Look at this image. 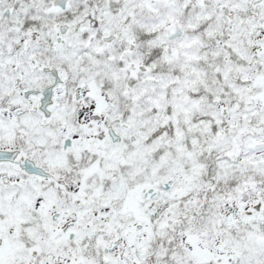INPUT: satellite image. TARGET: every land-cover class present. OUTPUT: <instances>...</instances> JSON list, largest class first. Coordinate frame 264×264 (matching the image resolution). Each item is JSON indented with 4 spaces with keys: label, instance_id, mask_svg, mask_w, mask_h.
<instances>
[{
    "label": "snow or ice",
    "instance_id": "snow-or-ice-1",
    "mask_svg": "<svg viewBox=\"0 0 264 264\" xmlns=\"http://www.w3.org/2000/svg\"><path fill=\"white\" fill-rule=\"evenodd\" d=\"M0 264H264V0H0Z\"/></svg>",
    "mask_w": 264,
    "mask_h": 264
}]
</instances>
